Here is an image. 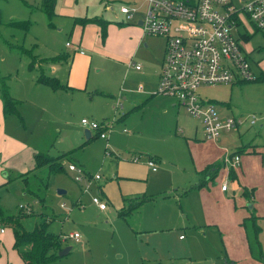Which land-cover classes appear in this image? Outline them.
<instances>
[{
	"label": "rangeland",
	"instance_id": "374dc122",
	"mask_svg": "<svg viewBox=\"0 0 264 264\" xmlns=\"http://www.w3.org/2000/svg\"><path fill=\"white\" fill-rule=\"evenodd\" d=\"M44 1L0 0V78L6 79L10 93L19 101L18 114L8 116L7 130L27 146L16 154L25 145L12 151L1 145L0 204L12 214H18L21 206H29L32 212L25 220L28 228L47 217L50 231L67 235L63 245L71 249L64 254L58 251L48 264H264L249 256L245 233L236 225L234 213L235 204H245L247 196L264 202V154L248 153L260 148L264 151V33L246 14L238 29L248 32V37L244 40L234 29L249 51L259 78L200 87L201 95L214 101L222 118L235 115L242 119L238 127L223 129L214 144L205 136L201 118L174 104L173 97L160 99L157 88L145 105L130 104L131 95H144L133 89L140 85L147 88L151 78V73L144 75L134 69L131 61L128 64L84 48L93 57L91 85L118 88L122 105H118L117 97L113 100L102 90L92 99L82 90L56 89L38 80L45 72L67 83L69 65L53 58L68 49L73 14L105 17L111 24L113 49L132 47L134 41L130 36L120 38L119 28L139 23L142 13L129 18L120 12V6L146 0H57L53 14L43 9ZM108 5L114 9L107 10ZM17 21L29 24L19 25ZM147 35L148 47L133 52L130 59L143 63L142 57L153 55V48L155 56H163L165 37ZM35 57L36 65L32 66ZM53 64L59 65L58 71L52 70ZM124 94L129 98H122ZM124 113V118L119 117ZM252 116L256 117L254 124L250 123ZM83 117L114 120L110 141L95 132L88 138ZM35 150L63 155L65 167L49 175L45 166L28 173L27 178L21 177V172L33 168ZM147 152L161 156L159 172L151 174L143 191L124 194V183L114 178L115 159L133 160L138 155L143 162L148 159ZM236 152L240 160L232 166L229 155ZM219 157L221 168L207 180V191L192 187L199 179L197 162ZM70 163L85 169L82 181L77 180L78 171L71 170ZM96 173H101V180H91V174ZM225 179L227 192L222 191ZM95 195L107 201L106 210L93 201ZM131 197L134 201L146 197V201L126 215L120 214L130 206ZM257 214L264 247V203ZM4 227L1 231L0 224V264H25L14 246L12 227ZM75 231L81 234L79 240L70 235Z\"/></svg>",
	"mask_w": 264,
	"mask_h": 264
},
{
	"label": "built area",
	"instance_id": "2783aa9c",
	"mask_svg": "<svg viewBox=\"0 0 264 264\" xmlns=\"http://www.w3.org/2000/svg\"><path fill=\"white\" fill-rule=\"evenodd\" d=\"M147 0L142 9L140 4L120 6V11L132 18L143 12L142 26L147 34L165 37V53L162 59L157 93L173 97L191 114L201 118L205 136L218 140L223 129L229 131L238 127L242 119L235 115L222 118L213 100H206L200 93L203 84L235 83L256 80L260 75L255 72L249 51L235 30L244 40L248 32L238 29L246 14L257 30L264 33V0ZM108 8H114L108 5ZM67 44H70L68 41ZM141 68V63H135ZM140 89L142 86L140 85ZM122 105V100H118ZM114 120H94L83 117L81 123L92 133L108 139ZM252 116L250 123L254 124ZM109 144V142L107 141ZM229 155L232 166L240 160L239 153ZM140 156L132 159L139 161ZM148 165L156 170L155 159H147ZM69 168L78 171L77 180L84 179V168L70 163ZM101 180V173L91 174V180ZM91 181L86 186L90 187ZM227 182L222 188L226 189ZM93 201L100 209H106L108 203L100 195ZM64 205V204H63ZM5 227L1 228L4 231ZM76 240L81 234L70 233Z\"/></svg>",
	"mask_w": 264,
	"mask_h": 264
},
{
	"label": "crops",
	"instance_id": "0c3cea01",
	"mask_svg": "<svg viewBox=\"0 0 264 264\" xmlns=\"http://www.w3.org/2000/svg\"><path fill=\"white\" fill-rule=\"evenodd\" d=\"M147 1V0H146ZM145 2H143L141 5L142 9L145 7ZM112 10L114 8H111ZM107 10H110V8H107ZM121 12V11H120ZM122 13V12H121ZM142 16H143V12ZM123 14V13H122ZM142 16L140 20H142ZM102 18L101 20L94 19V18ZM73 24L72 28L70 31V37L72 40L68 39L66 41V46H68V49H66L64 52H62L61 55H64L66 57V60L62 61H57L61 65L63 63H66L69 65L70 72L68 73V78H67V83H64L65 89H74V90H82L86 92L92 99L96 96V93H98L100 90L102 92L109 96L111 99L113 97V100L117 97V101L121 98L118 94V88H113L112 86H109L108 88L102 87V83L94 84L91 85L92 79L94 78L93 72H94V67H93V57L92 53L90 55L87 54L86 50L84 48H92L94 49L93 53L95 52H101L102 55H111L115 57L114 59L119 60V61H126L125 63L131 61V64L134 69L138 70L139 73H143L144 75H148L151 73V78L149 79V82H147V88H138V89H133V92H138L141 94H144L141 97H134L131 95V103L134 104V106H142L147 103L149 99L152 98V96L156 95L155 89L158 87V82H159V77H160V71H161V64H162V59L164 57L165 53V47H164V53L163 56L161 57L159 54L155 56L154 53V48L152 49L153 55H148L143 56V63H141L142 67L141 68H136L135 63H140V61H136L134 59H130L129 55L132 54L133 52L141 50L144 46L148 47V35L145 32L142 23H130L123 25L120 29L121 32V37H128L134 41V44L132 47H116L113 49V47L110 44V38H111V24H109V21L99 15H92V14H86L84 12H77L73 14ZM133 18V17H132ZM83 19H89L86 22L83 21ZM139 20V21H140ZM106 23L107 26V34L106 36H103V33L101 32L102 28V23ZM113 26V25H112ZM129 32H126L127 30H130ZM70 42V44H67V42ZM59 65L53 64L52 70L58 71ZM100 70V69H99ZM264 71V69H263ZM40 82V81H39ZM43 83V82H42ZM94 83V82H93ZM46 84V83H45ZM60 87V88H63ZM71 87V88H67ZM54 88V87H53ZM58 89V88H56ZM64 90V89H62ZM0 94H1V87H0ZM160 99H165L169 98L170 96L168 95H158ZM122 98L128 99V95H123ZM122 100V99H121ZM124 103V102H123ZM174 104H179L177 101L174 102ZM180 105V104H179ZM11 114H18L15 112H6L4 108V102L3 99L0 96V156L2 154V148L1 145H5L12 150H18L20 147H25L23 149H19L16 154L24 152L26 149V143L21 142L18 140L16 137L8 133V116ZM126 113L120 115L119 117H125ZM11 120V119H10ZM104 120V119H103ZM113 130L111 129V132L109 133V137L107 140L110 141V137L112 134ZM214 144L217 142V140L213 141ZM3 147V146H2ZM38 152V150L34 151V154ZM42 152H48V151H43ZM66 152V151H64ZM62 152V153H64ZM50 153V152H48ZM151 153V152H148ZM248 153H253V154H264V151L260 148L258 152H248ZM60 154V153H59ZM147 154V153H146ZM155 155L157 162L161 161V156L158 154H153ZM225 154V153H224ZM58 155V154H56ZM4 156V155H3ZM224 156V155H223ZM148 158V156L146 157ZM264 158V157H263ZM64 159V158H63ZM214 159V158H213ZM212 158H203L200 159L197 164H196V170L199 172L200 170L204 169L207 167V165L216 162V161H222V157L214 159ZM64 161V160H63ZM160 168H157L156 170H153L147 163V160L145 161H134L131 160L128 157H117L113 163V172H114V178L121 180L125 187L123 188L124 194L126 193H137L141 192L144 190V186L147 187V184H149L151 174L155 173L157 174L159 172ZM226 179L224 180V182ZM114 185H116V180L113 181ZM207 186H203L200 188V190L203 192L204 190L207 191ZM222 191L227 192L229 191V185L226 189L222 188ZM218 192V191H217ZM177 194V193H175ZM246 203L242 204L241 206H238L235 204L234 210H235V217L238 219L236 225L237 226H242L243 232L245 233L246 241H247V246L249 248V256L257 262H261L260 260L254 258L250 252V247L248 243V238L246 234V230L244 226L242 225V221L245 217L250 216L252 213L257 214V211L260 210L261 205L264 203L263 200H254L253 198H249L247 196V199H245ZM250 203H252V206H250ZM254 203H255V208H254ZM234 205V204H233ZM108 208V206H107ZM106 208V209H107ZM103 209V210H106ZM259 216V215H258ZM260 221V219H259ZM239 222V223H238ZM180 237L182 238L183 235L181 234ZM248 253V252H247Z\"/></svg>",
	"mask_w": 264,
	"mask_h": 264
},
{
	"label": "trees",
	"instance_id": "16d2710c",
	"mask_svg": "<svg viewBox=\"0 0 264 264\" xmlns=\"http://www.w3.org/2000/svg\"><path fill=\"white\" fill-rule=\"evenodd\" d=\"M57 0H45L42 7L48 12V14H53L54 7ZM95 20H101L102 18H94ZM89 19H83L86 22ZM90 21V20H89ZM16 24L28 25L29 22L17 21ZM102 23V33L103 36L107 34L106 23ZM248 37V36H247ZM54 61L66 60L64 55H58L53 58ZM36 65V57L32 62V66ZM1 98L4 102V108L6 112H18V100L10 93L6 79L1 76ZM40 82L51 85L54 88L63 87L65 84L60 82L56 76H52L42 72L38 77ZM97 135V134H96ZM93 134L90 137L92 138ZM259 151V150H258ZM238 153V152H236ZM148 159L153 158L156 160L155 155L147 152ZM233 155V154H231ZM35 163L33 168L26 172H21L19 175L21 177L27 178V174L30 172H38L39 169L48 166L49 175L52 172L60 171L65 167L63 161V155L58 156L55 154H50L48 152L38 151L34 154ZM157 161V160H156ZM158 163V162H157ZM222 162H213L204 169L199 171V179L193 184L192 187L201 188L206 185L207 180L213 178L219 169L221 168ZM103 184L100 183V187ZM190 187V188H192ZM101 190V189H100ZM188 190V189H187ZM135 198V197H134ZM130 198V206L127 209L120 211V214L126 215L131 212L137 206L142 205L146 201V197L139 198L138 200H133ZM32 212L31 207L21 206L20 212L18 214L8 213L6 209L0 204V224L2 227L10 226L14 232V246L17 249L20 257L23 259L25 264H48L51 260L55 259L59 254L58 251L63 249V241L67 239V235L62 236L61 234H55L50 231L48 225L50 219L47 217H42L35 222L33 228H28L25 225L26 217L30 216ZM242 225L244 226L248 238V243L250 247V252L252 256L260 261H264V247L260 238L262 232V226L259 221V216L252 213L243 219ZM1 254V246H0Z\"/></svg>",
	"mask_w": 264,
	"mask_h": 264
},
{
	"label": "water",
	"instance_id": "95a60500",
	"mask_svg": "<svg viewBox=\"0 0 264 264\" xmlns=\"http://www.w3.org/2000/svg\"><path fill=\"white\" fill-rule=\"evenodd\" d=\"M139 23L141 24L142 20H140ZM85 132H86L87 137H90L92 134V131L89 128H86ZM59 192L60 193H66V190L65 189H59ZM250 206H252V203H250ZM70 249H71V246L68 245V246L64 247L63 249H61L59 253L60 254L67 253Z\"/></svg>",
	"mask_w": 264,
	"mask_h": 264
}]
</instances>
